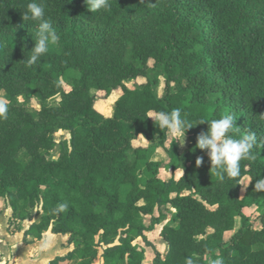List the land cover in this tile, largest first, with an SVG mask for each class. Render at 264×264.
<instances>
[{
  "label": "trees",
  "instance_id": "trees-1",
  "mask_svg": "<svg viewBox=\"0 0 264 264\" xmlns=\"http://www.w3.org/2000/svg\"><path fill=\"white\" fill-rule=\"evenodd\" d=\"M32 2L0 0V92L8 104L0 117V200L11 210L9 233L39 207L23 243L50 231L67 235L73 247L48 264H94L100 247V264H143L144 249L133 243L164 222L167 252L152 264H264V190H254L264 178V148L258 143L255 158L241 161L239 177L222 180L207 150L196 148L207 122L187 131L180 153L175 145L165 149L167 129L149 118L153 110L180 108L195 125L232 114L234 138L251 131L264 142V0H107L99 10L87 0H36L60 39L29 64L39 21L24 22L22 13ZM149 61L162 68V97L155 81L125 85L147 77ZM117 90L105 117L94 107L95 93L108 98ZM19 97L38 109L27 110ZM57 131L70 138L48 159ZM139 138L157 140L168 169L181 176L162 179L157 145L133 147ZM252 207L259 229L243 212Z\"/></svg>",
  "mask_w": 264,
  "mask_h": 264
},
{
  "label": "clouds",
  "instance_id": "clouds-1",
  "mask_svg": "<svg viewBox=\"0 0 264 264\" xmlns=\"http://www.w3.org/2000/svg\"><path fill=\"white\" fill-rule=\"evenodd\" d=\"M86 3V0H85ZM88 5L93 10L109 7L107 0H87ZM24 22L29 20L39 21L38 34L34 47L30 51L32 54L28 59L29 64H35L40 57L49 50V42L56 44L60 37L54 30L50 18H46L43 6L33 0L27 5V11L22 13ZM8 104L4 99H0V117L6 118ZM159 129H167L168 137L172 144L178 141L183 146L186 133L197 124L207 122L208 130L201 132L196 138V148L201 151L207 150L210 158L211 170L222 180L225 177L236 178L241 175V161L254 159L253 148L259 143L264 148V142L258 141L255 132H247L241 138H234L231 133L238 129L235 126V117L232 114H225L219 119L209 121H197L195 125L188 119L182 118L180 108L170 112L154 111L149 116ZM181 139L183 143H181ZM171 144V145H172ZM203 158L198 157L197 166L202 164ZM254 190H264V178H260L254 185ZM62 208L64 206H61ZM186 264H194L191 258L186 259ZM213 264H222L221 260H215Z\"/></svg>",
  "mask_w": 264,
  "mask_h": 264
},
{
  "label": "rangeland",
  "instance_id": "rangeland-1",
  "mask_svg": "<svg viewBox=\"0 0 264 264\" xmlns=\"http://www.w3.org/2000/svg\"><path fill=\"white\" fill-rule=\"evenodd\" d=\"M148 66H149V71L147 73V77L137 78L134 81L125 82V85L128 88L133 89V88L140 86L141 84H144V83H147L150 81L151 82L155 81L154 86H153L154 93L156 94V96L162 97L164 95L162 68H161V66L156 65L153 61H149ZM62 88H63V91H65V92H68L70 90L69 84H67L64 81L62 82ZM120 94H121V92L119 90H117V91L112 92L108 98H105V93H103V92L95 93L96 98H97L96 103L94 105L95 109L100 113H104L105 115H108V116L111 115L112 111H113V107H114L113 103L120 96ZM112 96H114V97H112ZM0 99L5 100L4 92H2V91L0 92ZM18 100L29 111L35 112L38 109L36 102H34L30 99H26L24 97H19ZM59 100H60L59 97H55L54 99L49 101V104L50 105H56L59 102ZM69 138L70 137H69V134L67 132L57 131L54 134V140L56 142V147H55L54 151L50 152L47 155V158L48 159H56L58 156V153H59L60 143L62 141H69ZM185 141H184L183 146H181V144L178 141H176L172 144V140L169 139L168 132H167V141L165 143V147H166L165 149L170 150L171 147L173 145H175V146H177V148L179 150H181V149H183V147L186 146ZM181 143H183L182 139H181ZM149 144L150 145L153 144L155 146L157 145L156 153L153 156V160L159 162V164H160V170H159L160 171V173H159L160 177L164 180H168L169 178H172V177L179 178L180 172L173 173L170 169H168L170 158H169L167 152H165V149L158 146L157 140L153 143H149V142L143 140L142 138H139L133 142V147H135V148L145 147V146H148ZM248 184H249V178L248 177L243 178L241 181V192H240L241 196L244 194V190L248 186ZM5 210H8V206L4 200H0V216L5 215L4 214ZM39 211H40L39 207L31 210L30 216L27 220H29V221L32 220V221L36 222L41 215V213ZM162 211L164 212V214L166 213L165 215L167 216L168 212L165 209H162ZM244 214L253 223L255 229L260 228V218H259L258 210L255 207L245 209ZM145 219H146L145 225L147 226L148 223L150 222V218L147 217ZM238 227H239V220L236 221V228H238ZM11 228H12L11 226L8 228V233L11 231ZM159 231H160V227H157V228L153 229V231H151L150 233L146 232L144 234L145 240L137 239L133 243L134 245H138L139 247L144 248L146 250V258L144 260V264H152L156 253L160 254L161 257H163L166 253L167 245L164 242V240L160 237ZM228 238H229V235L226 236V239H228ZM21 243H23V242H21ZM12 245H15V244L13 243ZM49 246H50V249H54V250L59 249L56 245L53 246V242H52L53 247L51 245H49ZM10 248H12L11 245H10ZM102 250H103V247H100L98 259L94 264H99V262H101L100 254L102 253ZM0 251H7V246L2 245L0 247ZM11 258H13V257H11ZM3 263H5L4 260H2L0 258V264H3ZM8 263L9 262H6V264H8Z\"/></svg>",
  "mask_w": 264,
  "mask_h": 264
},
{
  "label": "crops",
  "instance_id": "crops-1",
  "mask_svg": "<svg viewBox=\"0 0 264 264\" xmlns=\"http://www.w3.org/2000/svg\"><path fill=\"white\" fill-rule=\"evenodd\" d=\"M101 114L105 117L111 116V115H109V116L105 115L104 113H101ZM186 138L187 137H185V140H186ZM166 141H167V139H166ZM185 142L187 144V140ZM185 148H186V146L183 147V149L179 150V152L182 153L185 150ZM176 172H180V176H181L182 172L180 170H178ZM174 179L177 180L178 178H174ZM244 210H243V212H244ZM4 214L5 215L0 216V247L2 245L7 246V251H0V258L2 260H4V262H5L3 264H6V262H9L8 264H48L50 261H52L56 258L64 257L69 252L72 251L73 247H72V245L68 244V242H67L68 236L67 235L52 234L50 231H47L45 234H43V237L40 241H36V242H34L32 244H28V245L21 243V242H23L24 232L29 228V226L34 221L25 220V221L21 222L19 224V231L16 232L15 234L11 235L8 233V228H9L8 220L11 216V210L9 207H8V210L4 211ZM158 215H159L158 210H155L153 213V218L154 219L157 218ZM164 224H165L164 222H162L161 224H155L153 229L160 227V231H161ZM148 225H149V223H148ZM153 229L151 231H153ZM151 231H149L148 233H150ZM160 231H159V235H160ZM52 242H53V246L56 245L59 248L58 250L50 249L49 245L52 246ZM13 243L15 245H12ZM10 245L13 249L10 248ZM144 252H145L144 260H145V258H146V250L145 249H144ZM166 252H167V250H166ZM165 255H166V253H165ZM164 256L162 258H164ZM11 257H13V258H11ZM100 263L101 262H99V264ZM143 264H144V261H143Z\"/></svg>",
  "mask_w": 264,
  "mask_h": 264
}]
</instances>
